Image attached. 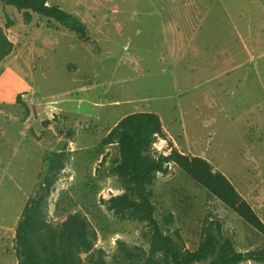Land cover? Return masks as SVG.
<instances>
[{
    "label": "rangeland",
    "instance_id": "374dc122",
    "mask_svg": "<svg viewBox=\"0 0 264 264\" xmlns=\"http://www.w3.org/2000/svg\"><path fill=\"white\" fill-rule=\"evenodd\" d=\"M49 3L80 18L87 38L0 2L12 46L0 60V264H18L16 226L52 153L63 169L45 218L55 227L74 213L90 221L98 240L82 264H115L121 241L149 252L147 222L109 209L125 189L111 172L118 145L103 143L137 112L160 116L157 152L206 159L264 221V0ZM151 189L164 231L179 230L189 249L215 221L239 251L264 248L263 234L177 164Z\"/></svg>",
    "mask_w": 264,
    "mask_h": 264
},
{
    "label": "trees",
    "instance_id": "16d2710c",
    "mask_svg": "<svg viewBox=\"0 0 264 264\" xmlns=\"http://www.w3.org/2000/svg\"><path fill=\"white\" fill-rule=\"evenodd\" d=\"M18 10L36 13L49 21H56L80 39L88 36V29L77 16L51 5L50 0H0ZM13 22H8V27ZM12 51L9 40L0 26V60ZM160 116L153 112L131 113L122 118L104 138L106 145L117 144L119 159L111 168L122 183L125 193L110 198L109 209L115 216L147 222L146 237L149 252L142 246H130L121 241L114 256L115 264H241L247 261L264 263V248L239 251L226 236L219 222L205 228L197 249H189L179 230L164 231L157 219L152 184L158 174H167L171 163L177 164L197 183L231 208L254 229L264 235V221L241 196L233 183L221 172L214 171L202 157H191L173 148L169 154L159 153L154 144L164 137ZM56 154H49L48 171L34 196L30 197L16 226L15 243L18 264H82V254L93 249L98 240L90 221L80 213L67 217L59 227L45 218L44 208L54 177L63 169ZM172 218L167 219L171 223ZM104 264V263H100Z\"/></svg>",
    "mask_w": 264,
    "mask_h": 264
}]
</instances>
